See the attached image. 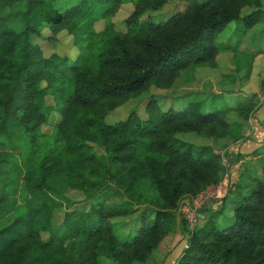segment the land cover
Returning a JSON list of instances; mask_svg holds the SVG:
<instances>
[{
  "label": "trees",
  "instance_id": "trees-1",
  "mask_svg": "<svg viewBox=\"0 0 264 264\" xmlns=\"http://www.w3.org/2000/svg\"><path fill=\"white\" fill-rule=\"evenodd\" d=\"M164 2L0 0V180L24 170L16 186H0V221L18 212L0 229V264H100L102 257L142 263L170 254L164 243L176 229L186 245L174 264H264V171L240 172L226 228L213 227L214 213L192 230L184 219L177 222L181 203L225 180L237 159L230 141L248 139L244 122L251 121L260 94L209 112L197 102L162 111L152 95L145 118L130 112L105 122L150 88L163 91L187 79L191 69H230L231 58L220 54L232 46L216 43L217 35L240 21L243 38L264 18V0H191L155 23L149 13ZM123 6H132V13L114 21ZM244 9L250 13L241 17ZM44 30L48 41L63 32L71 37L74 56L45 57L35 42ZM194 80L178 84L179 90L203 94ZM228 110L242 121L231 122ZM53 114L58 120L48 136L41 127ZM182 133L214 143L187 145L176 137ZM260 150L264 154V146L252 152L257 164L264 159ZM52 180L83 193V203L71 206ZM109 191L121 196L119 205L91 204ZM13 197L17 205L9 212ZM137 212L135 230L120 240L115 220Z\"/></svg>",
  "mask_w": 264,
  "mask_h": 264
},
{
  "label": "rangeland",
  "instance_id": "rangeland-1",
  "mask_svg": "<svg viewBox=\"0 0 264 264\" xmlns=\"http://www.w3.org/2000/svg\"><path fill=\"white\" fill-rule=\"evenodd\" d=\"M191 0H165L164 5L156 12H150L149 18L155 23L165 22L173 13L177 12L184 8V5L190 2ZM197 2H202L203 0H194ZM133 7L123 6L120 10L117 17L114 21L119 20L123 16L130 15L132 13ZM250 13L249 9H244L241 11V17ZM101 27L97 26V30ZM243 25L240 21H235L231 23L223 32L217 35L215 42L223 43L232 46L233 51L224 52L220 54V57L224 55L231 58L230 69L225 64H219L216 69L210 67L196 68L191 69L190 75L187 79L182 80L178 79L171 88L167 90H159L155 88H150L149 90L141 93L140 95L132 98L126 104L116 109L114 112L109 115L116 116L114 119L105 120L107 124H113L119 120H123L128 116L130 112H135L140 119L145 118L144 107L149 101L152 95L155 96L157 104L160 106L162 111L168 109L181 110L187 107L189 102L200 103L202 112H209L212 110L228 109L229 107H236L239 104H244L246 101L245 96L250 93H258L261 96H264V18L259 24L255 26L254 29L248 31L243 38ZM43 38L37 39L35 42L42 49L44 56L47 57L53 52L60 56H68L72 58L75 54V49L72 44V38L67 36L66 33H60L55 38L48 41L47 38L51 37L48 30L43 31ZM242 39V40H241ZM237 50H234L236 49ZM263 50V52H259ZM235 70H232V69ZM253 70H260L259 74L253 73ZM208 75L207 78H202L204 75ZM253 73V74H252ZM198 75V76H197ZM218 77V78H217ZM195 78V80H194ZM194 81L200 80L197 85V89H201L203 94L195 95L192 92H187V90H179L178 84L187 85ZM193 89H196L194 87ZM221 92L222 95L218 97H212L211 95L214 92ZM258 98V102L254 112H251V121L244 122V136L248 139L239 140L236 144L231 143L230 141V152H233L236 156L235 164L230 168L227 173V177L223 183L224 188L221 192H218L214 201L210 202L207 206L203 207L195 217V229L202 227L207 221L211 213L215 214L213 217V227L216 230H221L229 226L232 222V208L234 206V201L237 198L236 187L240 179V172L243 171L246 173L248 170H254L263 172L264 171V159L260 160L257 164L259 158L258 155L253 157L252 152L259 148L261 149L264 146V99ZM47 103L52 104V100L47 98ZM121 113L119 110H121ZM262 111V116L258 118L259 112ZM120 115L118 116V114ZM226 117L231 121H240L241 119L237 117L236 113L231 114L228 110ZM57 115L53 114L49 121L41 127V132L51 135L52 127L57 121ZM242 121V120H241ZM261 127L262 129H259ZM180 142H183L187 145H192L195 147L199 146H212L214 140L211 138L199 136L195 133H182L176 136ZM261 143V144H260ZM260 144V145H258ZM264 157L263 151L260 150V157ZM21 164L19 159L18 165ZM23 169L20 167L19 172L15 173L13 176H7L4 179L0 180V186L8 184L10 187L16 186L19 181ZM243 183V182H242ZM53 187L57 190L58 193L62 194L67 198L71 203V206L74 204H80L85 200L83 193L78 191L67 190L65 184L61 180H52ZM241 185V184H240ZM223 196V203H220L215 209L212 208V204L217 203L220 197ZM17 197V195H16ZM16 197L9 200L7 204V209L10 212L13 209L16 203ZM193 199V198H192ZM192 199L190 201H192ZM99 202L106 208H112L119 205L122 202V198L119 194L114 191H109L100 197L91 200L92 203ZM189 202V201H188ZM188 205V204H187ZM65 208H68L66 206ZM138 212L130 215L125 218H120L115 220L119 227L116 226L115 233L120 240L125 239L130 233H132L136 228V216ZM18 216V212L11 213L10 217L2 219L0 221V229L7 224H9L13 219ZM63 213L59 212L56 215V225L57 228H60L59 225L62 221ZM184 217V216H183ZM177 222L180 217H177ZM185 218V217H184ZM186 222L187 219L185 218ZM188 228L191 230L190 224L187 222ZM193 227V228H194ZM177 229L174 232L176 236ZM42 237L47 239V234H43ZM178 236L174 237L173 249L175 252L169 255L155 254L151 255L149 259L145 262H135L133 264H174L176 262V255H181L183 246ZM179 257V256H178ZM177 257V258H178ZM100 264H114L110 259L102 257L100 258Z\"/></svg>",
  "mask_w": 264,
  "mask_h": 264
},
{
  "label": "built area",
  "instance_id": "built-area-1",
  "mask_svg": "<svg viewBox=\"0 0 264 264\" xmlns=\"http://www.w3.org/2000/svg\"><path fill=\"white\" fill-rule=\"evenodd\" d=\"M227 177V175L225 176ZM226 179V178H225ZM223 185L219 184L217 186L208 187L206 190L195 196L192 201L188 200L185 203H181V205L178 208V215L180 218L187 219V222L191 226V230L193 229L195 225V217L196 214L199 213V211L207 206L210 202L214 201L216 198V195L218 192H221L223 189ZM188 204V205H187ZM185 218H184V217ZM186 221V220H185ZM186 222V223H187ZM195 228V227H194Z\"/></svg>",
  "mask_w": 264,
  "mask_h": 264
},
{
  "label": "crops",
  "instance_id": "crops-1",
  "mask_svg": "<svg viewBox=\"0 0 264 264\" xmlns=\"http://www.w3.org/2000/svg\"><path fill=\"white\" fill-rule=\"evenodd\" d=\"M256 73V74H259L260 73V70H253V73ZM252 73V74H253ZM263 74H264V71H263V73H262V76H263ZM250 94H252V93H250ZM260 96H261V94H260ZM261 98L262 99H264V96L262 97L261 96ZM261 110H264V108L263 109H261ZM262 111H260L259 112V114H258V118H260L261 116H262ZM259 129H262L261 127H259ZM261 144V143H260ZM260 144H258V145H260ZM224 182V181H223ZM223 187H224V185H223ZM223 192V191H222ZM217 203H214V204H212V208L213 209H215L216 207H219L218 205L220 204V203H223L224 202V200H223V196L222 197H220L219 198V200H217L216 201ZM176 234V236H178L177 238H179L180 239V241H181V245L183 246V248L185 247V245H186V241H185V238H184V236L182 235V233L180 232V230L179 229H177V233H175ZM176 236H172V238H170V239H168L167 241H165V243H164V249H168V247L170 246V251H171V255L173 254V252H175V250L173 249V241H174V237H176ZM163 249V250H164ZM163 252H165V251H163ZM161 254V253H160ZM169 254V255H170ZM163 255H165V254H163ZM168 256V255H167ZM177 257L178 256H180L179 254H177L176 255ZM176 257V261H177V258ZM175 263V262H174Z\"/></svg>",
  "mask_w": 264,
  "mask_h": 264
}]
</instances>
